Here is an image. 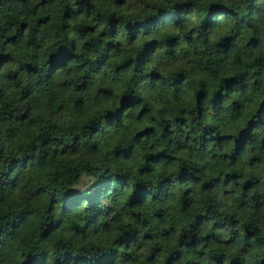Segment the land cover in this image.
I'll return each mask as SVG.
<instances>
[{
  "label": "trees",
  "instance_id": "obj_1",
  "mask_svg": "<svg viewBox=\"0 0 264 264\" xmlns=\"http://www.w3.org/2000/svg\"><path fill=\"white\" fill-rule=\"evenodd\" d=\"M0 264H264V0H0Z\"/></svg>",
  "mask_w": 264,
  "mask_h": 264
}]
</instances>
